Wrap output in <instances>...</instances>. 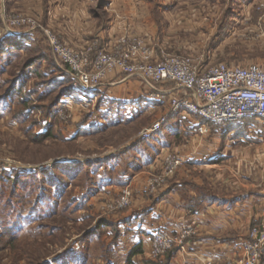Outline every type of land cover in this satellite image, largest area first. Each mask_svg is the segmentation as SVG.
<instances>
[{"label": "rangeland", "instance_id": "obj_1", "mask_svg": "<svg viewBox=\"0 0 264 264\" xmlns=\"http://www.w3.org/2000/svg\"><path fill=\"white\" fill-rule=\"evenodd\" d=\"M118 1L0 0V192L21 217L15 238L1 243L0 264H128V244H118L132 233L124 226L132 204L113 211L108 206L127 189L133 198L138 194L124 172L148 174L159 142L173 139L172 124L141 137L171 106L136 104L129 111L105 102L109 89L84 94L49 41L54 36L75 51L109 45L113 27H124L115 12ZM149 1L158 4L160 24L175 12V54L192 56L203 68L264 64V0ZM19 20L25 22L15 26ZM137 82L138 93L121 97L136 98L144 89ZM194 126L192 117L175 121V130ZM213 127L245 143H264V122ZM187 143L175 138L176 148ZM259 149L264 159V147Z\"/></svg>", "mask_w": 264, "mask_h": 264}, {"label": "crops", "instance_id": "obj_2", "mask_svg": "<svg viewBox=\"0 0 264 264\" xmlns=\"http://www.w3.org/2000/svg\"><path fill=\"white\" fill-rule=\"evenodd\" d=\"M157 7L149 0H119L115 12L123 19L124 27L120 30L113 27L114 38L140 37L159 57L175 54V12L170 17L163 15L160 24L156 19ZM111 44L100 46L96 51L92 49V57ZM118 74L119 71L109 74L95 92L109 89L113 95L110 93L107 97L120 101L129 90L138 93V78L125 75L117 78ZM115 87L124 89L117 94L115 90L112 92ZM143 90L136 98L144 94ZM130 97L135 96L128 95L123 101L132 100ZM171 128L174 137L166 145L159 142L157 157L147 164L148 174L133 176L129 171L124 172L127 181L136 184L138 194L133 198L124 223L132 233L120 239L122 242L119 241L118 246L126 242L125 253H129L136 244H142V253L133 257L131 264L236 262L243 257V244L252 224L264 219V190H259L264 185V172L260 170V162L264 159L259 147H264V143L252 141L249 144L233 139L226 128L213 129L200 139L196 138L199 133L195 126L175 130L173 124ZM175 138L189 143L176 148ZM168 156L179 158L182 168L168 178L163 187L151 190L149 180L164 170ZM215 167H220L223 176H216L220 171L213 170ZM156 232L166 233L173 239L186 232L189 236L183 246L174 243L165 256L156 257L152 244Z\"/></svg>", "mask_w": 264, "mask_h": 264}, {"label": "built area", "instance_id": "obj_3", "mask_svg": "<svg viewBox=\"0 0 264 264\" xmlns=\"http://www.w3.org/2000/svg\"><path fill=\"white\" fill-rule=\"evenodd\" d=\"M25 22L19 20L14 25ZM58 60L78 83L79 91L90 93L100 86L109 74L119 71L129 78H138L150 90L156 102H168L171 110L141 134L149 139L158 134L172 117H195L201 121L200 135L210 134V125L253 120L264 122V64L249 67L219 64L203 68L192 56L163 54L135 36H120L92 57V49L72 50L49 36ZM182 166L176 156L165 159L164 173L149 180L151 190L159 188ZM132 192L127 189L108 209L119 210L132 204ZM189 233L173 239L163 232L152 236L156 257L165 256L174 243L185 244ZM207 264H213L211 262ZM229 264H264V219L254 224L243 244V257Z\"/></svg>", "mask_w": 264, "mask_h": 264}, {"label": "trees", "instance_id": "obj_4", "mask_svg": "<svg viewBox=\"0 0 264 264\" xmlns=\"http://www.w3.org/2000/svg\"><path fill=\"white\" fill-rule=\"evenodd\" d=\"M61 75L63 76L64 79H71L70 76L65 72H62ZM120 75H123V74L120 73ZM120 75L118 74L116 77L118 78ZM139 81L141 82V84L144 87V90H143L144 94L141 95V97L134 98L130 101L113 100V99L107 97V99H105V102L106 103H112L113 106L118 107L119 109L126 108L129 111L133 110L134 105H136V104L138 105L137 107H141L144 105L146 107L149 106L150 108L160 105V102H156V101L151 99L150 90L141 80H139ZM127 104H129V105H127ZM192 118L196 122L195 127L198 128L202 122L198 121L195 117H192ZM176 119H182V115L179 114L176 116L175 115L172 116L167 121V123L163 125V127L167 124H172V125L175 124ZM244 121H253V120H244ZM163 127H162L161 131H163V129H164ZM215 128H218V127H213V124H211V131H213V129H215ZM161 131H160V133H161ZM2 181H3L2 178H0V183H2ZM3 197L4 196L0 192V229L2 230V234L0 235V247H1V243H3L4 241L8 243L15 238V233H16V230L18 229L19 225H20V220H21L20 214L18 213L17 210H15L16 209L15 204L11 203V201L9 203V200H6V202H5V200H3ZM256 223H258V222H256ZM256 223H253L252 226ZM106 225H107V223L102 222V226H106ZM120 232H121V229H120ZM141 253H142V244L141 243L136 244L131 249V251L129 252V254L127 256L128 264H131V259L133 257H135L136 255H139Z\"/></svg>", "mask_w": 264, "mask_h": 264}]
</instances>
